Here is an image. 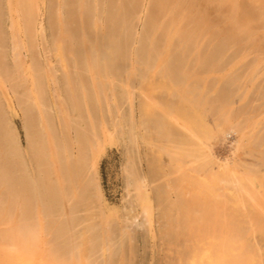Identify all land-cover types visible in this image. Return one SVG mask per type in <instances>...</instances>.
I'll use <instances>...</instances> for the list:
<instances>
[{
  "label": "bare ground",
  "instance_id": "6f19581e",
  "mask_svg": "<svg viewBox=\"0 0 264 264\" xmlns=\"http://www.w3.org/2000/svg\"><path fill=\"white\" fill-rule=\"evenodd\" d=\"M145 2L0 0V264H129L145 221L164 264H264V0H151L138 38ZM116 140L143 223L103 205L96 157Z\"/></svg>",
  "mask_w": 264,
  "mask_h": 264
},
{
  "label": "rangeland",
  "instance_id": "374dc122",
  "mask_svg": "<svg viewBox=\"0 0 264 264\" xmlns=\"http://www.w3.org/2000/svg\"><path fill=\"white\" fill-rule=\"evenodd\" d=\"M64 1V0H62ZM145 8L144 12L142 13V19L140 21V24H138L137 29V37L142 35L144 24L147 23L146 21V8L149 7V4L151 0H145ZM63 14V13H62ZM46 14L42 15L40 22L42 26H48V22L46 20L47 17H45ZM57 17V16H56ZM8 27L10 29V24H8ZM47 28V27H45ZM43 36H40L42 39L39 40V44L46 47L45 44H48L45 41L50 40V30L47 31ZM49 34V35H48ZM46 37V38H45ZM49 37V38H48ZM45 39V40H43ZM44 43H42L43 41ZM41 45L39 48V51L44 48ZM236 50H232L234 52ZM29 55V54H28ZM27 53H23V58L28 56ZM30 57V55L28 56ZM25 58V60H29ZM135 95H137V100L134 101L135 107H137V120L140 118V112H139V95L138 90L135 91ZM250 103V102H249ZM130 104H124L123 108L124 110L129 111ZM250 107H257L256 103H250ZM18 114L14 115L12 118L13 126L15 128L19 144L21 149L24 151L27 149L28 140L26 135V128H25V121L23 119L22 112L20 108L15 106ZM72 137L75 139V133L72 132ZM239 135L233 131H231L229 134H227L224 137L218 136V138L213 141V151L212 153L219 158V160H225L226 157H230L229 153L234 147L236 140L238 139ZM122 140H116L114 142H109L106 147H104V152H101L96 158H97V167H96V182L99 185L100 192L102 194V201L105 210L107 213L111 214L112 217L116 220H122L126 218V215L128 214L127 211L130 209V207L133 206L136 201H134L135 197V191L134 188L131 185L127 184V181L125 180V165L127 163V152L125 144L121 142ZM151 146H148L149 149ZM145 146H141L138 150V153H140L141 159L138 160V164L140 166V169L145 176L144 181L146 182L147 190L150 193L152 199H154V191H155V183H152V176L150 173V169L148 167V154L150 153L149 150H147ZM220 149H225V156L219 155ZM74 155H77V149L75 148L73 151ZM223 156V157H222ZM225 157V158H224ZM170 158L166 155L162 156V160L164 162H167ZM237 162L240 160L245 161L247 163H255L256 160L244 153V150H240L238 152V158L235 159ZM172 169L168 168V165L164 166V171L167 175L171 174ZM168 180V177L166 178ZM152 181V182H151ZM176 198V194L174 193V199ZM132 216H137V222L143 223V217L146 219V215H144L142 208L139 206H136L134 208V212L132 213ZM158 217V220L160 221L159 214L156 215ZM120 217V218H118ZM146 227L141 228L137 230L136 232V252L134 255V258L132 259L129 264H164L163 257L166 254V244L160 243L159 239L156 238L158 235V226L159 223L156 224V226L151 230L150 225L145 221ZM154 238H156L154 240ZM156 250V252H155ZM39 260V255H36V257L32 261Z\"/></svg>",
  "mask_w": 264,
  "mask_h": 264
}]
</instances>
